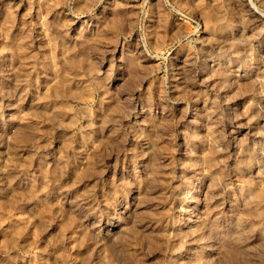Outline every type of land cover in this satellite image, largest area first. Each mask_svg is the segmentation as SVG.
I'll list each match as a JSON object with an SVG mask.
<instances>
[{"label":"clouds","instance_id":"obj_1","mask_svg":"<svg viewBox=\"0 0 264 264\" xmlns=\"http://www.w3.org/2000/svg\"><path fill=\"white\" fill-rule=\"evenodd\" d=\"M0 264H264V0H0Z\"/></svg>","mask_w":264,"mask_h":264}]
</instances>
